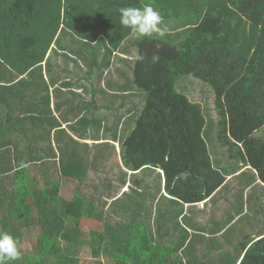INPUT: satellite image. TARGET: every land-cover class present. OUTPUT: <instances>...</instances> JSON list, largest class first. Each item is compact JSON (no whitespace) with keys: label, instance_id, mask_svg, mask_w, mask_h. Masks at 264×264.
Instances as JSON below:
<instances>
[{"label":"trees","instance_id":"1","mask_svg":"<svg viewBox=\"0 0 264 264\" xmlns=\"http://www.w3.org/2000/svg\"><path fill=\"white\" fill-rule=\"evenodd\" d=\"M145 5L162 15L163 36H139L121 25V8ZM66 33L79 41L76 55L89 69L85 74L109 69L113 53L135 52L127 61L119 58L134 88V124L120 153L124 167L140 173L130 175L123 192L110 186L113 193L103 201L79 190L88 159L67 165L70 152L59 148L62 174H47L49 155L55 158L51 144L42 149L47 140L27 151L29 162L18 144H0V234L15 238L22 254L6 264H79L83 245L90 247L93 264H264V229L256 240L240 239L232 255L196 254L197 244L209 252L225 249L220 233L226 218L218 195L209 218L200 222L203 214L190 210L242 167L255 169L264 183V139L254 137L264 134V0H0V113L7 110L0 134L13 131L12 122L14 131L33 124L31 132L45 122L13 115L27 104L47 114L43 74H59ZM51 44L55 48L46 58ZM33 76L40 78L39 92L33 91ZM183 77L191 88L185 94L177 89ZM197 80L212 93L206 95ZM28 87L31 95H19ZM157 169L164 172L168 198L160 193V181L149 180L138 190L144 178H160ZM63 189L72 197L61 196ZM30 227L39 228L34 254L22 250Z\"/></svg>","mask_w":264,"mask_h":264},{"label":"crops","instance_id":"2","mask_svg":"<svg viewBox=\"0 0 264 264\" xmlns=\"http://www.w3.org/2000/svg\"><path fill=\"white\" fill-rule=\"evenodd\" d=\"M72 37V34L66 33V39H64L66 49L60 51L61 54L66 55L65 61L62 57L57 60L60 64L59 74H46L45 72L43 74L44 81L47 83V92L50 95L47 98V114L45 113L46 110H41V108L35 106L31 108L28 106L29 104L19 106L14 111L13 116L17 120H24V117L29 116L28 119L33 117L38 120L46 118L45 122L41 124L39 121V129L36 132L30 131L33 126L31 123L26 126L25 130L14 131L16 129L15 122H12L11 130L13 131L10 133L4 131L3 135L0 134V144L9 141V143L18 144V149L24 151L22 154L23 161L29 162L30 157L27 155V151L33 149L34 143L47 140L43 143L42 149L47 146L48 151L50 149L48 144H51L55 152V158H51V155H49L50 158L47 160V164L50 163L52 166L47 165V174L51 173L52 170L57 174H62L61 168L63 166H60L59 148L70 152L69 158H67L70 161L67 162V165L76 164L72 162L75 159L76 162L79 159H88L89 167L86 177L90 171L99 172L101 167L109 163L110 170L117 168L123 171L124 185L120 184V190L123 192L129 185L130 175L140 173L126 169L122 163L120 153L122 138L132 130L134 124L132 115L134 106L130 95L133 93L132 89H134L131 84L132 74L127 71L125 65V61L130 58L122 57L119 53H113L109 69H105L103 72L91 71V74H85L89 69L82 59L80 60L76 55L81 46H79L78 39ZM54 48L55 45L51 44L47 50L46 58ZM120 57L125 61L119 59ZM81 64L87 70H84ZM26 77L27 75H24L22 79H26ZM30 80L34 85L33 91L39 92L37 86L35 87V83L40 78L33 76ZM24 93L31 95L32 89L30 87L24 91L22 89L19 95ZM134 102V105H141L135 99ZM2 111L4 112L0 113V118H3L4 121L0 123V128L6 125L4 123L7 119L1 116L2 114L6 116L7 110L3 108ZM81 118L87 119L86 124L79 123ZM21 125L19 124V127ZM84 127H87V129L83 130ZM254 137L264 139V134L260 136L257 134ZM88 142L92 143L91 146ZM98 147L103 148L102 151L101 149L96 150ZM115 148L118 149V153ZM102 152L107 153L101 155ZM112 153H114V157L111 159L110 154ZM74 154L78 157H75ZM51 160H57L58 167L51 163ZM94 166L97 169H93ZM158 173L160 178L156 175V178H144L145 180L140 182L138 190L142 189L140 185L145 186L149 180H154L155 183L160 181V193L167 197L164 189V172L157 169L155 174ZM125 174H127L126 177ZM217 195L222 201L221 217L226 218L224 230L220 233L222 235L220 244L225 249L210 250L209 252L204 244L196 245L200 249L196 251V254H206L208 255L207 258L210 255L211 259L218 258L221 253L232 255L233 250L230 248L236 246L240 239L251 237L256 240L258 232L264 229V183L259 179L255 169L250 166L242 167L234 176L226 177L223 185L211 197L190 207V210L195 214L199 212L203 214L198 216L200 222L202 218H209L211 212L215 213V209H212V201L213 197ZM239 206L241 213H238ZM201 234L207 236L204 230Z\"/></svg>","mask_w":264,"mask_h":264},{"label":"rangeland","instance_id":"3","mask_svg":"<svg viewBox=\"0 0 264 264\" xmlns=\"http://www.w3.org/2000/svg\"><path fill=\"white\" fill-rule=\"evenodd\" d=\"M135 55H136L135 52H133L131 55H126V56H128L130 59H132L131 57H133ZM126 56H124V57H126ZM81 66H82V64H81ZM82 68L84 70H87L84 66H82ZM184 79H186V78L183 77L180 79L177 89L179 92H182L185 94V93H188V91L191 92V90H190L191 88L189 85H183ZM197 82H198V84H201L202 86L203 85L206 86L205 87L206 95H207V92H209V91L212 93V89L207 84L203 83L200 80H197ZM181 87H183V88H181ZM201 97H202V95H201ZM209 115H210V111H209ZM258 134H262V133L260 132ZM194 137H195L194 135H191V138L197 139ZM88 144H90V146H91L92 143L88 142ZM72 145H74V144H72ZM99 149H101V151H102L103 148L98 147L96 150L99 151ZM115 149H117V148H115ZM199 152L202 153L201 150ZM106 153L107 152H102L100 154L103 155ZM117 153H118V149H117ZM203 154H199V155L202 157L203 162H206L207 158L205 157V152H203ZM113 157H114V153L110 154V158L112 159ZM51 161H52L51 163H54L58 167L57 160H51ZM109 166H110V164L108 163L106 166L101 167L99 169V172H95L93 170L90 171L88 173L87 177L85 178L84 182H81V184L79 185V190L87 196H89V195L95 196V197L103 196L104 197L103 201L110 198V197H107L108 194L113 193L110 186H113L115 189L120 188V184L123 180H125V178L122 176L123 171H121L117 168L115 170H110ZM31 177H33V175H31ZM58 180H61L60 176H59ZM165 183L166 182H164V185H165ZM70 188L73 189L74 188L73 185ZM60 194L64 198H71L72 197V191L69 189L61 190ZM114 195H116V193L113 194V196ZM92 206L90 208L91 211H92ZM87 227H90V226L87 225ZM38 231H39L38 227H36V228L30 227V228L24 230L23 238H22L23 253L34 254V253L38 252V250H36V246H35L36 245V243H35L36 242V233ZM79 247H80L79 251L77 252V256L80 258L79 264H93V262L96 260L95 259L93 260L91 258L90 247H88V245H83V246H79ZM45 250H47V247L44 249V251Z\"/></svg>","mask_w":264,"mask_h":264},{"label":"clouds","instance_id":"4","mask_svg":"<svg viewBox=\"0 0 264 264\" xmlns=\"http://www.w3.org/2000/svg\"><path fill=\"white\" fill-rule=\"evenodd\" d=\"M119 11L121 25L139 36H150L153 33L160 36L165 34L166 30L160 27L163 17L153 6L145 5L142 9L125 7ZM158 59V56H153L154 61ZM21 256L18 241L7 233L0 234V264L19 260Z\"/></svg>","mask_w":264,"mask_h":264}]
</instances>
